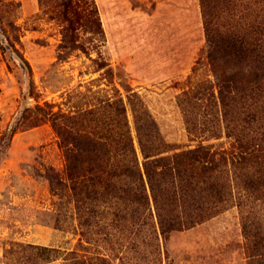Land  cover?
<instances>
[{"label": "rangeland", "instance_id": "obj_1", "mask_svg": "<svg viewBox=\"0 0 264 264\" xmlns=\"http://www.w3.org/2000/svg\"><path fill=\"white\" fill-rule=\"evenodd\" d=\"M71 1L67 7L65 0H0V132L38 104L67 115L102 107L114 121L106 105L123 98L141 162L135 110H147L173 147L193 148L202 140L217 151L230 148L225 130L218 138L205 131L216 77L200 0ZM20 55L31 67L32 87ZM185 93L200 100L182 103ZM190 113L202 127L199 138L188 132ZM64 168L51 122L16 130L0 166V264H99L98 257L153 264L151 238L160 234L153 201L147 217L139 216L142 224L133 225L137 218L128 215L127 228L101 205L89 243L60 181ZM255 171L247 167L242 174ZM231 185V197L209 219L175 230L166 243L160 236L162 252L175 264H253L254 241L247 235L259 228L264 235V198L246 195L236 179Z\"/></svg>", "mask_w": 264, "mask_h": 264}, {"label": "trees", "instance_id": "obj_2", "mask_svg": "<svg viewBox=\"0 0 264 264\" xmlns=\"http://www.w3.org/2000/svg\"><path fill=\"white\" fill-rule=\"evenodd\" d=\"M200 2L208 57L216 77L209 95L214 110L209 114L211 126L205 127V131L212 132L211 138H218L219 131L225 130L231 138L227 150H214V146L205 145L202 140L193 148L173 147L161 138L157 121L147 110H135L143 153L141 162L123 98L106 105L114 109V121L108 119L102 107L67 115L38 104L25 109L9 131L0 132L1 166L16 130L51 122L65 156L60 181L70 191L82 238L89 243L98 226L95 219L98 207L105 204L114 220L127 228L132 221L128 215L137 218L133 225L142 224L139 216L147 217L152 200L160 228V234L154 231L151 238L158 264H175L166 249L162 252L160 236L166 243L175 230L191 228L209 219L212 210L224 205L227 196L231 197L229 189L235 179L246 195L260 193L264 198V157L260 156L264 154V1ZM71 3L65 0L64 5L68 7ZM21 59L32 87L31 67L23 56ZM131 96L135 98L137 94ZM195 99L200 100L196 94L191 97L185 93L181 102L193 103ZM186 122L189 134L199 138L195 134L202 127L192 113ZM247 167H255L256 171L243 175L242 170ZM231 170L239 171L233 172L234 178L229 174ZM259 230L247 235L254 241L253 264H264V235ZM132 243H140L139 237L135 235ZM97 260L99 264H114L101 257Z\"/></svg>", "mask_w": 264, "mask_h": 264}]
</instances>
